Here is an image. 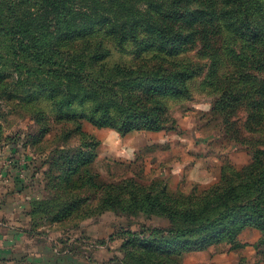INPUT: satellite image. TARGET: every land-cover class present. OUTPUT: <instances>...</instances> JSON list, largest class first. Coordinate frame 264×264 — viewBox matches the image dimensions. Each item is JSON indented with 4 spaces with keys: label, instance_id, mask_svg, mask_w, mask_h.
Instances as JSON below:
<instances>
[{
    "label": "rangeland",
    "instance_id": "obj_1",
    "mask_svg": "<svg viewBox=\"0 0 264 264\" xmlns=\"http://www.w3.org/2000/svg\"><path fill=\"white\" fill-rule=\"evenodd\" d=\"M118 1L132 14L151 7L159 17L181 0ZM242 3L236 11L264 21V0ZM231 4L189 0L199 10L168 45L145 36L121 46L100 32L91 40H102L109 54L92 65L85 63L88 36L61 37L70 60L66 66L91 72L104 82L98 85L107 96L112 87L119 94L141 92L146 107L163 116L158 129L147 127H155L156 120H138L141 127L123 132L81 119L82 134L77 133L73 114L57 109L59 98L44 90L48 82L63 92L86 90L53 82L47 67L37 71L24 54L15 55L11 37L0 34V159H27V175L37 177L43 189L68 174L51 160L61 158L59 148L73 154L88 143L97 180L110 185L111 192L124 188L123 202L103 212L97 199L62 223L43 220L52 223L45 229L52 231L54 242L48 245L54 255L69 258L70 264H140L138 254L164 264H264V155L256 151L264 150V66L253 63L264 57V46L248 42L229 11ZM156 62L191 75H180L179 87L157 90L100 78L116 76L117 65L147 68ZM182 85L186 96L176 94ZM91 204L95 210L87 215Z\"/></svg>",
    "mask_w": 264,
    "mask_h": 264
},
{
    "label": "trees",
    "instance_id": "obj_2",
    "mask_svg": "<svg viewBox=\"0 0 264 264\" xmlns=\"http://www.w3.org/2000/svg\"><path fill=\"white\" fill-rule=\"evenodd\" d=\"M229 1L232 3L229 11L234 14L233 19L237 27L243 31L248 42L252 45L264 46V21L257 22L258 19L246 18L242 9L239 8L237 15L236 6H242V2L249 0ZM197 10L199 9L189 6V0L172 2V5L162 11L159 17L151 14V7L144 8V12L141 13L135 8V14H132L130 6L118 0H0V34L10 36L15 55L24 54L37 65V71L47 67V76L53 82L57 79L66 87L74 84L80 90H86L84 93L71 90L63 92L52 82H48L49 88L44 90L51 93L54 98H59L56 102L57 109L68 111V115L73 114L70 118H76L74 130L77 133L82 134L81 119H88L99 127L112 126L123 132L141 127L138 120L148 123L156 120L155 127L149 124L147 127L158 129L161 128L160 123L163 121V116H160L157 111L153 113L146 107L139 97L141 92L127 91L124 86L128 95L119 94V90L112 87L107 96L98 85L104 82H99L91 72H80L71 67V64L66 66L65 63L69 59L65 56L62 44L64 40L61 37L64 35L77 38L88 36L86 48L89 52L86 54L85 63L89 62L92 65L93 62L101 59V54L104 56L109 54L102 40L96 44L91 40L92 37L101 35L100 32L116 39V43L121 46H125L130 41H141L145 36L156 38L161 44L168 45L183 35V29L191 24ZM246 21L256 22V25L246 27ZM253 63L258 68L263 67L264 57L257 58ZM116 70L118 71L116 76L102 75L100 78L109 82L121 80L122 82H137V85L147 84L157 90L170 86L179 87L180 75H186L185 72L165 66L162 62L150 64L147 68L117 65ZM29 72L31 70H28L27 77L30 76ZM190 75L185 78L187 79ZM145 87L142 86L143 89ZM184 93L185 87L182 85L176 94L184 95ZM114 97L117 99L115 100ZM81 109L83 110L80 115L78 113ZM133 121L137 123L133 124ZM80 147L83 149L73 154L66 152L64 148H59L61 158L53 159L55 156L52 157L51 160L62 165L68 174L66 176L59 174L54 177L53 187L42 185L46 192L45 197L36 202L33 207V212L37 214L39 222L46 220L52 223H62L76 211H80L82 204L93 203L97 199H99L96 204L99 212L108 209L114 202H123L124 188H121L120 192H111L110 185L102 184L100 180H97L100 174L93 173L91 170L92 163L95 161V153L90 152L91 147L88 149V143ZM57 151L58 149L51 153L55 155ZM256 151L264 155V150ZM68 188L70 189L67 191ZM102 191L106 192L99 196ZM129 195L137 200L132 191ZM96 205L91 204L89 209L84 210V213L88 215L95 210ZM249 205L250 203L246 207ZM221 217L222 215L213 219L210 225L220 221ZM135 257L140 264H164L148 259L145 255L138 254Z\"/></svg>",
    "mask_w": 264,
    "mask_h": 264
},
{
    "label": "crops",
    "instance_id": "obj_3",
    "mask_svg": "<svg viewBox=\"0 0 264 264\" xmlns=\"http://www.w3.org/2000/svg\"><path fill=\"white\" fill-rule=\"evenodd\" d=\"M27 161L0 159V264H70L48 245L54 241L45 228L52 223L42 224L33 212L45 191L37 177L27 175Z\"/></svg>",
    "mask_w": 264,
    "mask_h": 264
}]
</instances>
